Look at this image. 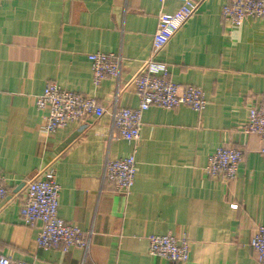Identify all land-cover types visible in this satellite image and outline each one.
<instances>
[{
    "label": "crops",
    "instance_id": "crops-1",
    "mask_svg": "<svg viewBox=\"0 0 264 264\" xmlns=\"http://www.w3.org/2000/svg\"><path fill=\"white\" fill-rule=\"evenodd\" d=\"M182 3L0 0V172L9 191L0 204L1 254L28 264H176L148 253L149 236L170 234L190 243L184 264H257L249 242L264 225V158L261 140L242 126L251 107L264 106V22L228 29L220 17L225 0H195V12L155 60L174 83L200 88L206 107L149 108L135 149L112 129L116 108L138 106L132 79L149 57L158 16H172ZM96 53L121 58L118 91L113 79L94 87L88 56ZM49 82L94 97L103 115L43 140L46 112L34 101ZM221 145L243 153L230 183L204 173ZM129 155L136 175L124 196L103 173L107 161ZM50 163L58 216L89 237L84 250L40 249L37 229L20 220V186Z\"/></svg>",
    "mask_w": 264,
    "mask_h": 264
},
{
    "label": "built area",
    "instance_id": "built-area-1",
    "mask_svg": "<svg viewBox=\"0 0 264 264\" xmlns=\"http://www.w3.org/2000/svg\"><path fill=\"white\" fill-rule=\"evenodd\" d=\"M165 1L167 0H161ZM195 10V0H183L172 16H158L149 57L143 69L132 79L138 106L116 108L112 113V129L116 137L131 143L134 149L139 141L142 116L149 108L172 110L186 106L200 113L206 107L204 93L200 88L174 83L169 77L168 66L155 60L158 52ZM220 17L223 25L232 30L240 28L247 20L264 22V0H225L220 8ZM88 60L94 87H98L105 79H113L118 91L121 58L112 53H96L89 55ZM34 103L38 110L46 112L39 128L43 140L68 123H82L88 117L99 118L104 113L103 107L94 97L67 91L52 82L45 85L43 93L35 98ZM242 131L248 135H256L261 140L260 153L264 158V106L249 109ZM242 159V149L221 145L208 157L204 173L212 179L230 183L235 180ZM135 175L136 161L134 155H129L107 161L103 179L113 191L127 196L133 188ZM8 194L7 179L0 172V204ZM59 204L60 186L56 182L54 164L50 163L24 183L19 205L20 220L26 227L37 229L36 244L40 249L62 253H68L72 248L86 249L89 237L58 216ZM147 240L149 255L176 264L189 261L190 243L186 237L151 235ZM249 247L257 264H264V225L254 228ZM0 264L28 263L13 260L0 253Z\"/></svg>",
    "mask_w": 264,
    "mask_h": 264
},
{
    "label": "water",
    "instance_id": "water-1",
    "mask_svg": "<svg viewBox=\"0 0 264 264\" xmlns=\"http://www.w3.org/2000/svg\"><path fill=\"white\" fill-rule=\"evenodd\" d=\"M23 185H21L20 187H22ZM20 187H19V189H20Z\"/></svg>",
    "mask_w": 264,
    "mask_h": 264
}]
</instances>
